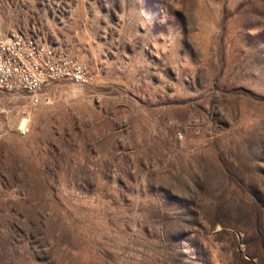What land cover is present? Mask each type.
Segmentation results:
<instances>
[{
	"label": "rangeland",
	"instance_id": "rangeland-1",
	"mask_svg": "<svg viewBox=\"0 0 264 264\" xmlns=\"http://www.w3.org/2000/svg\"><path fill=\"white\" fill-rule=\"evenodd\" d=\"M13 29L93 77L0 89V264H264V0H0Z\"/></svg>",
	"mask_w": 264,
	"mask_h": 264
},
{
	"label": "built area",
	"instance_id": "built-area-1",
	"mask_svg": "<svg viewBox=\"0 0 264 264\" xmlns=\"http://www.w3.org/2000/svg\"><path fill=\"white\" fill-rule=\"evenodd\" d=\"M93 75L86 62L58 49L52 41L22 29L0 36V89L24 90L33 104L39 102L42 85L71 80L86 83ZM21 132L26 128L19 125Z\"/></svg>",
	"mask_w": 264,
	"mask_h": 264
}]
</instances>
